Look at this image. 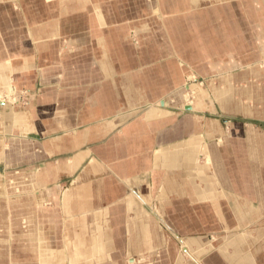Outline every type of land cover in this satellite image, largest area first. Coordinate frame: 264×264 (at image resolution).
Listing matches in <instances>:
<instances>
[{"label": "crops", "instance_id": "crops-1", "mask_svg": "<svg viewBox=\"0 0 264 264\" xmlns=\"http://www.w3.org/2000/svg\"><path fill=\"white\" fill-rule=\"evenodd\" d=\"M0 1L8 56L14 44L19 49L14 60L0 59L11 66L10 74L0 73V208L21 209L19 234L8 230L0 238V264L38 261L42 247L48 258L71 264H264L263 98L233 89L244 106L248 92L251 109L222 110L208 80L183 106L197 89L196 76L235 67L244 68V80L264 73L252 72L264 53V0H251L246 19L259 30L253 33L258 55L245 46L238 52V40L231 43L217 22L218 11H206L209 28L194 33L183 13L199 0H142L141 12L124 10L123 0H88L83 9L63 0L56 18L52 3L40 0L50 10L44 17L38 12L37 21L22 8L26 0ZM13 13L19 28L10 26ZM65 18L82 24L66 26ZM53 19L58 37L48 44L46 24ZM26 20L36 45L25 42ZM187 77L192 83L184 86ZM16 97L19 103L10 106ZM228 123L243 128L236 142L245 173L234 161ZM190 144L191 152H183ZM251 149L256 155L248 157ZM224 157L233 159L234 174ZM35 170L52 196L42 205L49 221L36 219L34 206L23 202ZM15 183L25 187L20 204L11 199ZM70 183L66 204L61 196ZM28 215L36 227H49L31 242ZM7 241H18V252Z\"/></svg>", "mask_w": 264, "mask_h": 264}, {"label": "rangeland", "instance_id": "rangeland-1", "mask_svg": "<svg viewBox=\"0 0 264 264\" xmlns=\"http://www.w3.org/2000/svg\"><path fill=\"white\" fill-rule=\"evenodd\" d=\"M62 1L63 0H52V1L48 0L49 3H52L50 6L53 7V9H54L53 18H56L58 16V14H59L58 8H59V5L62 4ZM0 2H1L0 7L4 6V4L2 3L3 1H0ZM40 2H41L40 0H26L23 3L20 2L22 5V8L25 10V12H27L29 18H31L30 19L31 21H37V19H40V18H35V16H37L38 12H40V14H41L40 16L38 14L39 17H42V15L44 17L49 13L50 9L43 6ZM87 2H88V0H74V9H76V8L83 9L85 3H87ZM199 2H200V4L198 3L197 6L196 5L191 6L188 3L189 7H190L189 10H188L187 14L183 13V15H185L186 18L187 17L189 18V22H190L189 24H190L191 29L194 31V33L195 32L201 33L202 30L206 31L209 28L208 27L209 26L208 20H206L204 18L206 11H209V10L218 11L217 12V17H218L217 22L223 24V27H225V33H230L229 39H230L231 43H232L233 38H235L236 41L238 40L237 41V42H239L238 52L241 53L242 51H244V50H242V47L245 46V48H246L245 50H247L249 48L253 49L251 52L249 51L250 54H252V55L257 54L258 55V50L256 49L258 47L257 46L258 42L254 40L255 35L253 33H255V31L258 32L259 30H258V28H250V27L246 26V24H248V22H246L247 21L246 19L249 18V16L251 15L249 13V11H247L248 8H250L252 6L251 0H203V2H202V0H199ZM121 4L123 5L124 10L137 9V10H139V12L143 11L142 6L144 4H143L142 0H123L121 2ZM11 5L13 7L15 6V9H13L14 12L20 11V8L18 5H15L14 3H11ZM193 5H194V3H193ZM5 7H7L6 4H5ZM62 9L65 10L64 8H62ZM12 15H13L12 18H14V19L11 22L10 26L12 27V25H13V27H18V24H17L18 17H15L14 13ZM178 15H180V14H178ZM67 16H69V15H67ZM228 16H230V19L227 18ZM154 18H155V16H154ZM65 21H67V23L65 22L66 26H68L69 24L71 25L72 22H77L76 25H78L79 22H81L80 24H82V21L78 18H69V19L65 18ZM197 21L201 22L200 26H197ZM228 22H230L232 25L230 28H229ZM57 23L58 22L55 19H53L52 22H49L46 24V26H48L49 35L45 36L44 39L46 40V42H48V44H55L57 41V37H58V35L56 33ZM123 23L126 24L127 20H125ZM25 25H26V29L28 30V38H29V39L27 38L25 40V42L28 43V41H30V42H32V44L36 45L38 43L39 38L34 37V39H31L33 37L29 35L30 27H29V24L27 23V20L25 21ZM9 30H6L7 31L6 33L7 34L9 33L8 35L13 37V34H12L13 32H9ZM106 31H107V29L103 30V32H106ZM18 32H19V29H17L15 36H17ZM10 38H7V40ZM245 38H248V40L246 41ZM40 39H42V37H40ZM133 42L135 43V40ZM15 43H17L16 40H15ZM67 43H69V42H67ZM12 48L13 49H11L10 56H8L9 53H8L6 46H5V36L3 35V32H1V30H0V59L6 57V58H11L14 60V58L16 57L15 55H18L17 53L19 52V49H18V46L15 44L13 45ZM254 67L257 69L256 71L255 70L252 71L254 73V75H258L259 72L262 70L264 71V53L262 54V57L259 58V60L256 62ZM222 69H224V68H220V70H222ZM4 71L10 74L11 66L8 65V67H7V65H4L3 61H0V73H2ZM226 71L224 72L225 74H223V72H222V73L215 74V75L208 76V77L207 76H204V77L196 76V78H197L196 79L197 89L193 92V95L191 94V97L189 98L188 101L183 100V102H184L183 106L191 105V103L193 102V98H195V95L197 93L198 88L202 84H206V81H208V80L209 81L212 80L214 85L217 87H221L223 85L222 81H224V80H226V81L230 80V83L232 84V85L231 84H229V85L225 84L221 88H217L214 86L210 87L212 95H213V100H215L216 102L219 103L220 108L222 110H224L226 106H227V108H228V106H229V108L233 107V108H235L236 111H242L243 109L244 110L251 109L252 105H249L248 103L253 102V98L249 97L248 92H246V95L249 98V101L244 106L239 101L235 100L234 95H233V97L231 96V92L233 91V89L251 90L252 96H258V97L261 96L263 98V102H264V73H262L257 79H255V78L251 79V77H250L251 75L245 74L246 80H244V74H243L244 68L243 67H235V68H232L231 70H228V72H226ZM11 75H10V77H12ZM250 81H253V82H250ZM200 82H202V83H200ZM15 83L16 82L14 81L13 86L17 85ZM191 83H192V81L187 77V84H185L184 86H187ZM17 97H18V94H17ZM17 97H16V100H14L13 102H9L10 106H12V104L15 105V101L18 102ZM3 100H4V97H1L0 101H3ZM142 100L144 101V99L141 97V99L139 100L140 103ZM159 101H164V100H159ZM259 107H260V105L257 106V109H259ZM59 116H62V114H59ZM234 120L244 121V120H242L241 117H237V116L234 118ZM228 125L230 126L229 135L232 136V138H233L232 146H233V152L235 154L234 161L238 162L237 164H239L238 170L241 173H245L246 169H247L245 166L246 165L245 164V161H246L245 154L243 153V148L236 142L237 139L243 135V133H244L243 128L239 124L228 123ZM257 127H258V124H257ZM249 128H251V130L248 132L254 133L255 129L251 125H249ZM185 145H186V143H185ZM191 146H192L191 144L187 145V147L185 146L182 149V151L183 152H191V150H192ZM175 150H179V148L173 147V149H171L169 151L175 152ZM204 152H205V150L202 151L201 154L203 153L205 155ZM252 155H256V151L254 149L253 150L251 149L250 153L247 154L248 157L252 156ZM224 162H225V164L226 163L229 164V170H230L229 174H234V172H235V170H237V168L235 169V167L232 166L233 159L224 157ZM225 166L226 165H224V167ZM2 169L3 168L1 166L0 167L1 172H2ZM261 173L264 174V165L261 168ZM2 174H3V172H2ZM189 174H193V171H191ZM29 176L30 177L27 180V182L29 183V188L26 189V192H27V194H29V196L25 197V199H23V202H25L24 200H27V204L29 206L30 205L34 206L33 211H35V213H36V217H37L36 219H38L40 221L41 219L47 218L49 221L51 219L52 215H50V214H49V216H43L42 215V205L46 201H49V198L52 197L51 193H49V191L47 190V187H45V180H46L45 176L43 177V175L41 173H39V171L36 172V170H35V172L31 173ZM16 180H18V179H16ZM2 181L4 182L5 185L9 183V180L6 177L3 178ZM241 184H242V180H241ZM9 185H10V183H9ZM14 185H15L14 191L17 190V192H14L11 199L15 200L13 203H17V204L19 203L20 204L22 202L21 201L22 196L24 194H26L25 187L21 188L20 184L18 186V184H16V183ZM71 186H73V184L71 185V183H70L68 189L66 191L62 192L61 199H62V202L66 203V204L68 201H71ZM29 189H30V191H29ZM65 193H68L69 196L68 197L65 196ZM19 206H21V205H19ZM51 206L53 208V205H51ZM65 208L67 209L68 207H65ZM20 210L21 209L16 207L15 205L12 207L10 206L8 208H6V207L0 208V238L1 239L4 238V236H5L4 234L6 232H8V230H11L10 232H12V231L16 232L14 234L12 233V235L19 234V230H20V215H19V213H20ZM53 211L55 212V211H57V209L55 208V209H53ZM24 220H25V223L27 224V228L29 230L28 240L30 242L32 241L36 232L39 234L40 231L42 230V231H44V233H46L45 231L47 229H49L48 226H43L42 223H41L40 227L39 226L36 227V225H34L35 224L34 223V216L28 215V217ZM6 226H7V230L5 231ZM257 228H259V227H257ZM6 245L8 246V249H11L15 252H18V251H16V249H17L16 247L19 245L18 241H16V242L12 241V243H10V244L7 241ZM38 251H39L38 259H37L38 261H36L33 258H31V259L28 258V260L26 262L23 261V263L24 264H43V260H45V264H71V259L67 262V260L64 258L63 259L62 258H59V259L56 258V260L48 258L49 256L45 254L44 247L39 248ZM28 254H31V252ZM1 256H3V255H1ZM18 263H19V261H16L14 264H18ZM126 264H128V263H126Z\"/></svg>", "mask_w": 264, "mask_h": 264}, {"label": "bare ground", "instance_id": "bare-ground-1", "mask_svg": "<svg viewBox=\"0 0 264 264\" xmlns=\"http://www.w3.org/2000/svg\"><path fill=\"white\" fill-rule=\"evenodd\" d=\"M157 4V3H156ZM184 6H185V4H184Z\"/></svg>", "mask_w": 264, "mask_h": 264}]
</instances>
